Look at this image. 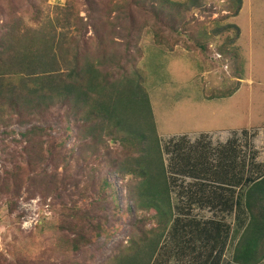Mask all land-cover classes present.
Returning <instances> with one entry per match:
<instances>
[{"label": "rangeland", "instance_id": "rangeland-1", "mask_svg": "<svg viewBox=\"0 0 264 264\" xmlns=\"http://www.w3.org/2000/svg\"><path fill=\"white\" fill-rule=\"evenodd\" d=\"M241 2L234 14V6L225 0H203L200 8L177 20V30L161 33L160 39L168 44L158 43L150 24L138 39L141 56L136 67L143 76L167 175L175 178L170 193L173 216L182 220L236 222L235 212L198 199L202 192L198 183L214 187V181H201L196 176L200 172H179L184 154L198 157L196 143H208L205 152L214 164L227 139L233 138L238 153L234 174L264 175V0ZM67 4H73L82 24L88 21L87 0H0V32L14 17L12 12L21 16L24 25H34L35 7L52 16L54 6ZM143 13L138 9L129 24L122 21L119 28L106 29L107 43L124 51V37L132 36L131 27L150 19ZM115 16L112 11L110 21ZM79 27L85 39L93 36L89 25L80 22ZM67 33L76 35L72 26ZM231 90L236 93L230 97L213 98ZM43 122L44 139L50 142L41 151L57 159L45 165L35 164L39 158L33 147L20 141L24 127L13 124L0 129V264H106L134 234L131 218L116 222L110 201L126 203V183L104 166L99 150L78 139L79 126L66 121L62 107L53 109ZM65 131L64 145H53ZM177 143L180 146L174 148ZM108 146L109 153L117 152L115 145ZM107 177L113 186L100 196L98 186ZM206 190L207 196L210 190ZM98 227L107 230L83 244L81 234L91 238ZM77 243L80 247L75 249ZM159 261L169 264L163 254Z\"/></svg>", "mask_w": 264, "mask_h": 264}, {"label": "trees", "instance_id": "trees-1", "mask_svg": "<svg viewBox=\"0 0 264 264\" xmlns=\"http://www.w3.org/2000/svg\"><path fill=\"white\" fill-rule=\"evenodd\" d=\"M202 1L154 0V5L152 0H87L85 24L75 14L73 4L54 6L52 16L35 7L34 25H24L21 16L12 12L14 17L0 32V129L13 124L24 127L20 141L33 147L39 158L35 164L45 165L57 159H49L41 151L50 142L44 139L43 119L62 107L66 121L78 124V139L99 150L104 166L126 183V203L122 206L115 199L110 201L114 203L116 222L131 218L134 234L126 241L129 244L120 245L106 264H160L162 254L164 257L170 250L169 244L180 243L182 228L184 232L191 228L189 232L198 237L199 226L209 224L212 228L204 227V232L218 241L227 240L230 233V223L224 220L199 222L173 216L170 193L175 178L167 175L143 76L136 67L141 56L137 44L142 28L150 24L158 43L168 44L166 39H160L161 33L177 30V20L200 8ZM225 1L234 6V14L241 9V0ZM147 2L151 5L147 6ZM138 9L150 19L141 20L137 29L131 27L132 36L129 33L124 37V51L116 50L103 33L108 28H119L122 21L132 22ZM112 11L117 16L110 21ZM80 22L84 27L89 25L93 36L85 39ZM71 26L75 36L67 33ZM196 42L205 49L204 44ZM234 92L219 93L213 98L229 97ZM242 134L247 131L243 129ZM67 136L68 132H63L53 145H64ZM235 143V139H227L214 164L205 152L208 143H196L198 157L192 159L190 154H184L185 163L179 172H200L196 176L200 175L201 181L217 184L211 187L198 183L202 191L198 199L221 211L235 212V233L241 234L232 254L233 262L260 264L264 258V175L255 178L234 174L238 158ZM110 144L115 145L116 153L108 152ZM179 146L177 143L174 148ZM244 167L243 161L241 172ZM112 186L107 177L99 184L98 194L103 196ZM204 189L210 190L207 196ZM85 223L89 226L90 219ZM195 227L197 230H192ZM106 230L98 227L91 238L81 234L82 243L91 242ZM77 245L75 249L80 247Z\"/></svg>", "mask_w": 264, "mask_h": 264}, {"label": "crops", "instance_id": "crops-1", "mask_svg": "<svg viewBox=\"0 0 264 264\" xmlns=\"http://www.w3.org/2000/svg\"><path fill=\"white\" fill-rule=\"evenodd\" d=\"M204 227L212 228L209 224L199 226V232L196 234L198 237L189 232L191 228H185L187 232H184L185 230L182 228V232L179 233L180 243L171 242L169 244L170 250L164 254V263L172 264L173 261H176L189 264H236L233 262L232 254L239 241L241 232L235 233V222L230 224V233L227 240L223 238V240H215L214 235L210 237L204 232ZM192 230H197V228H192ZM260 264H264V258Z\"/></svg>", "mask_w": 264, "mask_h": 264}]
</instances>
